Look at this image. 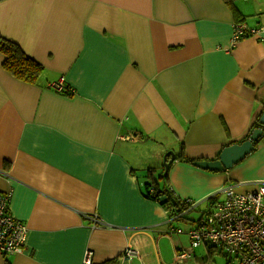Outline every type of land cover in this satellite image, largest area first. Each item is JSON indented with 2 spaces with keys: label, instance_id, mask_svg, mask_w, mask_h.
Listing matches in <instances>:
<instances>
[{
  "label": "crops",
  "instance_id": "crops-1",
  "mask_svg": "<svg viewBox=\"0 0 264 264\" xmlns=\"http://www.w3.org/2000/svg\"><path fill=\"white\" fill-rule=\"evenodd\" d=\"M233 4L259 29L235 43L223 0H0V38L43 67L36 83L17 80L0 52V193L28 230L0 264H80L85 248L103 264L128 245L130 264H219L207 244L177 262L188 239L172 224L198 223L222 186L264 180V133L223 171L178 159H215L264 110V0ZM60 78L70 89L47 87ZM168 151L160 184L195 202L182 219L143 191Z\"/></svg>",
  "mask_w": 264,
  "mask_h": 264
},
{
  "label": "built area",
  "instance_id": "built-area-1",
  "mask_svg": "<svg viewBox=\"0 0 264 264\" xmlns=\"http://www.w3.org/2000/svg\"><path fill=\"white\" fill-rule=\"evenodd\" d=\"M258 31V28L249 27L244 22H234L232 43L244 36L255 35ZM48 87L59 92L70 89L63 85L62 79L50 82ZM257 181L256 188L245 192L235 191L230 185L222 186L218 192L223 196L215 202L213 210L201 217L198 223L190 224L185 231L174 229L176 233H184L188 237V246L175 252L177 262L190 257L194 247L207 244L221 251L226 264H264V180ZM154 188L150 187L149 192H153ZM169 191L172 193L170 188ZM10 196V191L0 193L2 254L19 251L28 234L26 224L9 211ZM178 202L179 208L169 214V219H182L188 210L195 207L191 199H178ZM93 220L97 222L96 217ZM93 254L92 249L85 248L80 264H94ZM137 256L138 250L133 245L125 246L116 264H130Z\"/></svg>",
  "mask_w": 264,
  "mask_h": 264
},
{
  "label": "trees",
  "instance_id": "trees-1",
  "mask_svg": "<svg viewBox=\"0 0 264 264\" xmlns=\"http://www.w3.org/2000/svg\"><path fill=\"white\" fill-rule=\"evenodd\" d=\"M232 10L235 18V22H243V19L240 18V14L233 4V0H223ZM0 52L3 54V68L15 77L17 80L28 82V83H36V80L42 73L43 67L32 57L27 55L20 46L8 39L0 38ZM257 127H261L264 133V126H261L258 120L255 121L252 130ZM250 130V132H252ZM249 132V134H250ZM178 159L191 163L193 159L188 158L183 153L178 154ZM154 170L150 168L147 170L146 182L144 183V195L148 198H153L158 200L161 195L160 192H157V189L160 188L164 194L167 195V201L163 204L166 207V210H170V212H174L179 208L178 198H176L170 191L169 186L167 184L161 185L159 178L165 180L166 175H162L160 173L155 174ZM158 180V184L156 185L154 179ZM155 187L153 192H149L150 187ZM170 199L174 200V205L171 203ZM211 247V246H210ZM118 257L114 260L111 259L109 261L104 262L103 264H116Z\"/></svg>",
  "mask_w": 264,
  "mask_h": 264
},
{
  "label": "water",
  "instance_id": "water-1",
  "mask_svg": "<svg viewBox=\"0 0 264 264\" xmlns=\"http://www.w3.org/2000/svg\"><path fill=\"white\" fill-rule=\"evenodd\" d=\"M258 122L261 126H264V110L262 111ZM263 129L257 127L249 134L248 138L241 141L240 143H230L222 147V149L217 154L215 159H206V160H193L192 164L201 169H207L209 171H223L230 168L233 164L237 163L239 160L243 159L254 147V142L261 136ZM170 155V158L166 159L167 155ZM175 158V154L172 151H168L163 156V175L166 174L167 169L171 161ZM155 184H158V180L154 179ZM157 192H160L159 202L161 204L167 201V195L158 188ZM171 203L174 205V200L170 199Z\"/></svg>",
  "mask_w": 264,
  "mask_h": 264
},
{
  "label": "rangeland",
  "instance_id": "rangeland-1",
  "mask_svg": "<svg viewBox=\"0 0 264 264\" xmlns=\"http://www.w3.org/2000/svg\"><path fill=\"white\" fill-rule=\"evenodd\" d=\"M219 197H222V196H219ZM200 205H201V208L193 210L190 213V215H187V218L197 219L202 214V210L205 208V203H201ZM172 225H173V227L181 228L183 231H185L189 227V224L186 223L185 221H174ZM185 235L186 234H184V236ZM186 237H187V235H186ZM187 239H188V237H187ZM185 246H188V243L185 244ZM198 249H202V251L205 252V247H203V245L198 247ZM217 252H218V250H217ZM212 257H213V261L215 263L218 262L219 264H226L225 263L226 258L223 255H221L220 251L218 253L213 252Z\"/></svg>",
  "mask_w": 264,
  "mask_h": 264
},
{
  "label": "bare ground",
  "instance_id": "bare-ground-1",
  "mask_svg": "<svg viewBox=\"0 0 264 264\" xmlns=\"http://www.w3.org/2000/svg\"><path fill=\"white\" fill-rule=\"evenodd\" d=\"M60 79H61V78H60ZM49 83H50V82H49ZM49 83H48V84H49ZM47 87H48V85H47ZM65 87H67V86H65ZM48 88H49V87H48Z\"/></svg>",
  "mask_w": 264,
  "mask_h": 264
}]
</instances>
